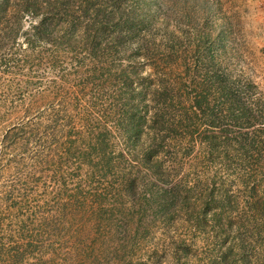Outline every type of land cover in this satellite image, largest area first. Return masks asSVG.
<instances>
[{
	"label": "rangeland",
	"instance_id": "rangeland-1",
	"mask_svg": "<svg viewBox=\"0 0 264 264\" xmlns=\"http://www.w3.org/2000/svg\"><path fill=\"white\" fill-rule=\"evenodd\" d=\"M0 264H264V0H0Z\"/></svg>",
	"mask_w": 264,
	"mask_h": 264
},
{
	"label": "trees",
	"instance_id": "trees-1",
	"mask_svg": "<svg viewBox=\"0 0 264 264\" xmlns=\"http://www.w3.org/2000/svg\"><path fill=\"white\" fill-rule=\"evenodd\" d=\"M214 140H215V137H212V139L209 141V145L210 146H212L214 144ZM97 143L100 145L101 148H103V145L105 143V140L104 139H98Z\"/></svg>",
	"mask_w": 264,
	"mask_h": 264
}]
</instances>
